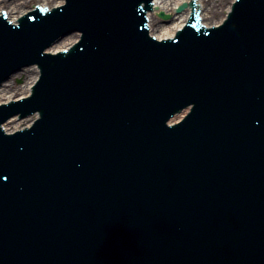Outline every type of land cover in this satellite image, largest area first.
<instances>
[{"label":"water","instance_id":"95a60500","mask_svg":"<svg viewBox=\"0 0 264 264\" xmlns=\"http://www.w3.org/2000/svg\"><path fill=\"white\" fill-rule=\"evenodd\" d=\"M63 2L0 0V15L16 23L35 4ZM184 2L153 0L151 34L173 37ZM196 2L210 26L231 0ZM151 8L68 0L44 28L34 20L44 9L14 27L0 17V83L38 62L48 86L0 106V264H264V0L165 43L148 35ZM63 27L81 28L80 44L43 54ZM222 60L229 67L207 72ZM37 76L32 66L11 76L0 104L28 95ZM36 111L32 129L3 132L33 120L12 115Z\"/></svg>","mask_w":264,"mask_h":264},{"label":"snow or ice","instance_id":"6c2138e0","mask_svg":"<svg viewBox=\"0 0 264 264\" xmlns=\"http://www.w3.org/2000/svg\"><path fill=\"white\" fill-rule=\"evenodd\" d=\"M6 179V178H5Z\"/></svg>","mask_w":264,"mask_h":264}]
</instances>
